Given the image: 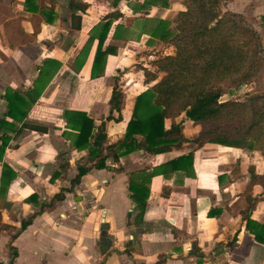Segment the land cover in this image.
<instances>
[{
  "label": "crops",
  "instance_id": "0c3cea01",
  "mask_svg": "<svg viewBox=\"0 0 264 264\" xmlns=\"http://www.w3.org/2000/svg\"><path fill=\"white\" fill-rule=\"evenodd\" d=\"M33 1L38 7L34 15L25 11V0H0V119L7 109L6 89L30 90L45 60L61 66L40 89L26 118L28 127L16 137L0 129V138L3 133L11 137L0 163V264H264V244L254 240L243 218L253 205L249 218L264 225L262 188L248 187L249 168L264 173L257 151L205 144L194 151L192 178L164 167L187 154L190 144L157 155L136 151L117 161L107 159L101 170L89 164L71 192L53 199L70 187L87 157L86 150L70 145L73 131L65 112L85 113L95 126L104 122L109 144L122 140L135 97L150 86L144 84L142 70H149L148 62L156 57L140 55L153 48L143 44L149 36L132 37L126 24L141 16L131 10L141 0H119L117 7L114 0ZM171 6L169 0V8L151 9L159 15L149 18L169 21ZM117 9L122 17L112 20L103 45L116 48L117 54L107 57L103 77L90 78L96 40L75 73L73 60L88 38L99 34L105 16ZM118 25L121 39H112ZM22 35L33 41L15 45ZM115 85L123 96L121 118L107 121ZM179 121L184 137L191 141L198 136L199 126L183 114ZM3 166L15 174L9 183ZM54 174L58 176L50 181ZM129 185L148 190L142 212L129 197ZM42 203V211L20 231ZM102 224L111 242L105 254L100 250Z\"/></svg>",
  "mask_w": 264,
  "mask_h": 264
},
{
  "label": "trees",
  "instance_id": "16d2710c",
  "mask_svg": "<svg viewBox=\"0 0 264 264\" xmlns=\"http://www.w3.org/2000/svg\"><path fill=\"white\" fill-rule=\"evenodd\" d=\"M232 1L185 0V10L176 14L172 21V30L169 28L171 22L149 18L151 9L169 8V0L136 1L137 4L131 10L134 14H140L144 21L140 24V35L149 36L147 45L151 46L155 41H160L169 44L174 53L152 60L149 62L150 69L142 70L144 84L150 86L135 97L132 115L126 124L122 140L109 144L104 122L95 126L94 121L85 113L65 112L67 126L73 131L70 145L76 150H86L87 157L77 166V175L70 181V187L63 188L53 199L62 200L64 193L71 192L73 186L89 170V164L90 168L101 170L106 168L107 159L117 161L120 157L136 151L157 155L190 144L193 147L187 154L164 165L171 171H183L190 178L194 176V151L205 144L231 147L248 153L257 151L264 159V94L251 93L243 101L220 100L224 93L219 85L224 81L236 79L241 84L252 83L264 69L263 27H256L242 14L222 12V8ZM118 4L119 0H114L113 6L117 7ZM24 8L33 15L38 11L33 0H25ZM119 17L122 14L118 9L105 16L103 24L97 28L99 34L96 37L90 36L73 60L72 70L75 73L83 66L90 47L96 40L90 78L103 77L107 57L117 54L116 48H103V45L112 20ZM261 19L264 20V17ZM119 29L122 30L119 25L116 26L112 39H121L117 34ZM36 33L35 29L33 37ZM25 37L20 36L15 45L33 41V37ZM60 66V62L45 60L39 67L38 76L30 90L18 92L6 89L3 95L7 102L4 118L21 125L17 127L2 118L0 129L16 137L28 127L26 118L40 95V89L49 82L53 76L51 73H55ZM122 100V92L115 85L109 99L111 114L107 116V121H119ZM113 112L118 114L117 118L112 116ZM182 114L200 128L198 136L191 141L184 137L182 123L176 122ZM0 140L1 163L11 137L3 133ZM4 169H7L9 183L15 178V174L6 166H3ZM248 173V187L259 185L264 193V173L257 175L253 168H249ZM57 176L54 174L50 181ZM128 189L129 197L142 212L148 190L133 185H129ZM33 198L37 199V196L33 195ZM29 201L31 198L27 200ZM43 207L42 203L38 212L21 223L20 231L31 223ZM252 209L253 205L243 212L246 230L257 243L264 244V225L254 223L247 214Z\"/></svg>",
  "mask_w": 264,
  "mask_h": 264
},
{
  "label": "rangeland",
  "instance_id": "374dc122",
  "mask_svg": "<svg viewBox=\"0 0 264 264\" xmlns=\"http://www.w3.org/2000/svg\"><path fill=\"white\" fill-rule=\"evenodd\" d=\"M184 3L185 0H171V4H172L171 8L173 9L167 15V17L171 18L168 21L171 22L169 27L171 30L174 28V24L172 23V21L174 20L176 14L181 10H185L183 5ZM225 11H231L242 14L243 16L249 18L255 24L256 27L257 26H260L261 28L263 27L262 32H263V47H264V20L261 19L264 17V0H233L232 2L226 4L224 8H222V12ZM150 14L159 15V13H155V12L153 13L150 12ZM141 19L142 18L140 17L129 18V21L126 23L127 27L129 28L127 29L129 31L132 29L131 32L132 37L140 33V24L141 22H144ZM139 38H137V40H139ZM147 40L145 41L143 40V44H145V46H147L146 43ZM147 47H153V48L148 51H144L140 55L149 53L154 57H156L155 59H157L158 57L174 53V49L169 44H165L160 41H155L153 45ZM135 66H136V70H138L139 67H141L140 65H135ZM219 87L224 93L220 99L222 101H226V100L243 101L248 94L251 93L264 94V69L262 73L252 83L241 84L239 83V81H236V79H228L224 81L222 84H220Z\"/></svg>",
  "mask_w": 264,
  "mask_h": 264
},
{
  "label": "water",
  "instance_id": "95a60500",
  "mask_svg": "<svg viewBox=\"0 0 264 264\" xmlns=\"http://www.w3.org/2000/svg\"><path fill=\"white\" fill-rule=\"evenodd\" d=\"M9 206V204L7 205V207ZM107 226L105 224H102L101 226V234H100V250L103 254H105V252L107 251V249L110 247L111 242L110 240L107 238ZM135 233H139L141 234V230L139 231H135Z\"/></svg>",
  "mask_w": 264,
  "mask_h": 264
}]
</instances>
